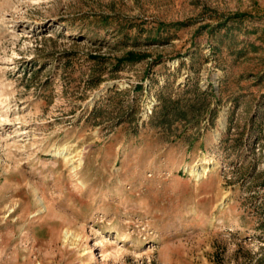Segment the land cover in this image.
I'll list each match as a JSON object with an SVG mask.
<instances>
[{
  "label": "rangeland",
  "instance_id": "obj_1",
  "mask_svg": "<svg viewBox=\"0 0 264 264\" xmlns=\"http://www.w3.org/2000/svg\"><path fill=\"white\" fill-rule=\"evenodd\" d=\"M0 264H264V0H0Z\"/></svg>",
  "mask_w": 264,
  "mask_h": 264
},
{
  "label": "trees",
  "instance_id": "obj_2",
  "mask_svg": "<svg viewBox=\"0 0 264 264\" xmlns=\"http://www.w3.org/2000/svg\"><path fill=\"white\" fill-rule=\"evenodd\" d=\"M132 53H129L127 56H131ZM204 94V93H203ZM198 105H200L202 107L203 103H198ZM200 106L194 107V105L192 104L191 106H189V111L191 112V114H193L194 112H198L197 110L200 109ZM169 111L174 113V118L175 119H181L184 118L186 119L187 116V112L186 110L182 109L179 105H178V101H172L169 104ZM168 108V107H167ZM186 112V113H185ZM194 115V114H193Z\"/></svg>",
  "mask_w": 264,
  "mask_h": 264
}]
</instances>
